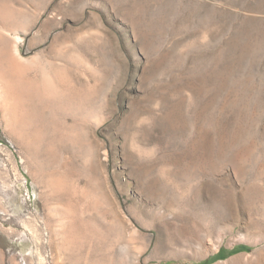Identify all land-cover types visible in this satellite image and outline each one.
<instances>
[{
	"label": "rangeland",
	"instance_id": "1",
	"mask_svg": "<svg viewBox=\"0 0 264 264\" xmlns=\"http://www.w3.org/2000/svg\"><path fill=\"white\" fill-rule=\"evenodd\" d=\"M0 264H264V0H0Z\"/></svg>",
	"mask_w": 264,
	"mask_h": 264
},
{
	"label": "trees",
	"instance_id": "2",
	"mask_svg": "<svg viewBox=\"0 0 264 264\" xmlns=\"http://www.w3.org/2000/svg\"><path fill=\"white\" fill-rule=\"evenodd\" d=\"M220 253L216 254V256H219Z\"/></svg>",
	"mask_w": 264,
	"mask_h": 264
},
{
	"label": "bare ground",
	"instance_id": "3",
	"mask_svg": "<svg viewBox=\"0 0 264 264\" xmlns=\"http://www.w3.org/2000/svg\"><path fill=\"white\" fill-rule=\"evenodd\" d=\"M42 68V67H41ZM195 68V67H194ZM202 69V68H201ZM36 236V235H35Z\"/></svg>",
	"mask_w": 264,
	"mask_h": 264
}]
</instances>
